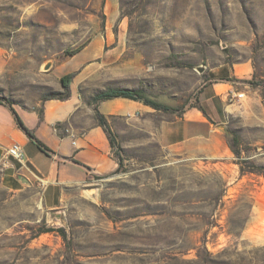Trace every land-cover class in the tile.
<instances>
[{"label": "rangeland", "instance_id": "374dc122", "mask_svg": "<svg viewBox=\"0 0 264 264\" xmlns=\"http://www.w3.org/2000/svg\"><path fill=\"white\" fill-rule=\"evenodd\" d=\"M90 44L103 53L81 52ZM0 46V99L33 104L83 72L87 97L128 86L173 109L148 124L114 117L121 171L92 174L57 210L41 187L13 192L0 180V264H264V189L253 193L203 153L166 147L157 131L197 103L222 65H251L261 98L242 100L264 107V0H0ZM236 138L237 162L254 156L264 168V140Z\"/></svg>", "mask_w": 264, "mask_h": 264}, {"label": "crops", "instance_id": "0c3cea01", "mask_svg": "<svg viewBox=\"0 0 264 264\" xmlns=\"http://www.w3.org/2000/svg\"><path fill=\"white\" fill-rule=\"evenodd\" d=\"M91 45L81 52L91 50L94 56L103 53L104 48L96 53ZM7 68L8 58L0 46V75ZM218 68L226 72L210 77L198 97L200 107H189L180 116L162 120L157 128L159 139L166 147L181 150L190 157L203 153L209 160L220 162L224 171L237 169L241 181L247 182L252 189L256 188L253 193L259 194L264 189V177L257 171H241L231 142L233 135L251 147L259 146L264 140V117H253L264 116V107L250 109L242 98L237 97L244 93L250 100L254 97L260 99L262 84L250 83L254 76L251 65H222ZM96 71L99 68L93 73ZM88 77L89 74L80 73L70 85V97L64 100L44 99L33 104L0 100V180L13 192L35 185L41 187L48 210L59 209L66 190L80 186L92 174L108 176L118 169L110 139L97 120V111L108 119L109 124L114 117L129 120L140 117L148 124L152 123L148 116L160 112L142 101L125 98L95 104V95L87 97L81 91L80 86ZM236 120L241 124H233ZM21 123L36 140L23 130ZM17 144L22 147L32 174L7 155V151ZM254 158L242 159L253 166H261L252 162ZM252 208L261 212L258 199L252 202Z\"/></svg>", "mask_w": 264, "mask_h": 264}, {"label": "trees", "instance_id": "16d2710c", "mask_svg": "<svg viewBox=\"0 0 264 264\" xmlns=\"http://www.w3.org/2000/svg\"><path fill=\"white\" fill-rule=\"evenodd\" d=\"M72 77L73 76H66L60 79V84L61 87L63 89L62 92H50L45 96V100H52V99H56V100H64L67 99L68 97H70V85L72 83ZM250 83L253 84L252 81H250ZM261 83L264 84V79L261 81ZM114 98H125V99H131V100H135V101H142L144 102V104L156 109V110H162V111H173L172 108H168L167 106L160 104L159 102L150 99L148 97H146L142 91L138 90V89H129V88H108L104 91H100L97 92L93 98L94 103H98L100 101H104V100H110V99H114ZM0 100H4V99H0ZM191 107H200L199 106V102L197 101L196 104L192 105ZM176 110V109H174ZM177 111V110H176ZM97 120L100 124V126L104 129V131L106 132V134L108 135V138L110 139V143L112 145V148L116 147V141L114 139V134L112 131V128L109 124L108 119L100 114L97 111ZM21 127L23 128V130L33 139L36 140L35 136L33 135V133L27 129L22 123H21ZM234 140L237 141V138L235 135H233ZM37 143L44 148V146L39 143L37 141ZM45 149V148H44ZM235 151V150H234ZM117 162H118V169L115 171V173L120 172L122 169V162H121V158L118 156L116 158ZM249 162L244 161V163L240 162L241 164V171L245 172V171H257V172H261L264 168L262 166H248L245 167L243 166L244 164H248Z\"/></svg>", "mask_w": 264, "mask_h": 264}, {"label": "built area", "instance_id": "2783aa9c", "mask_svg": "<svg viewBox=\"0 0 264 264\" xmlns=\"http://www.w3.org/2000/svg\"><path fill=\"white\" fill-rule=\"evenodd\" d=\"M237 97L238 98H243L244 97V93L238 94ZM7 155L9 157L14 158L17 162H19L21 164L23 170H26V171H28L29 173L32 174V172L30 171V169L26 165L25 155H24V152H23L22 147L20 145L17 144V145H14L12 148H10L7 151Z\"/></svg>", "mask_w": 264, "mask_h": 264}, {"label": "water", "instance_id": "95a60500", "mask_svg": "<svg viewBox=\"0 0 264 264\" xmlns=\"http://www.w3.org/2000/svg\"><path fill=\"white\" fill-rule=\"evenodd\" d=\"M52 65V63H47L46 66H45V70H48L50 68V66ZM204 67H198L197 70L200 72V73H203L204 72Z\"/></svg>", "mask_w": 264, "mask_h": 264}]
</instances>
